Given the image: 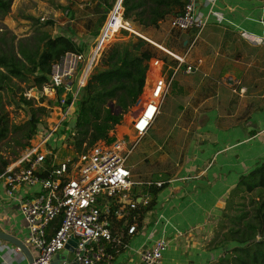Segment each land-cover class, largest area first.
Wrapping results in <instances>:
<instances>
[{
    "label": "built area",
    "instance_id": "obj_1",
    "mask_svg": "<svg viewBox=\"0 0 264 264\" xmlns=\"http://www.w3.org/2000/svg\"><path fill=\"white\" fill-rule=\"evenodd\" d=\"M204 1L206 5H213L216 0ZM210 17L218 23L223 20L219 12L201 13L197 0H186L183 11L170 18L169 27L201 32L208 26ZM121 32L141 36L156 45L124 19L122 0H118L87 55L67 52L52 65L50 82L40 90V99L44 100L38 101L50 111L45 120L46 131L36 135L22 157L0 173L6 198L16 204L26 222L28 234L22 241L37 252L33 264H51L53 257L65 250L71 237L77 244L69 252L70 259L60 264H113L115 255L128 248L126 241L137 232V225L126 223V231L115 226L121 220L127 221L138 206L145 208L151 202L148 191L137 190L142 184L133 181L129 159L152 128L181 68L186 74L201 71L202 60L192 64L185 56L168 53L176 62L171 65L157 57L151 58L143 92L132 107L127 132L119 134L116 129L111 130L109 140L98 141L81 154L61 157L50 148L51 140L74 108L80 90L87 84L109 42ZM241 36L250 44H264L263 37L246 32ZM25 97L31 99L29 93ZM45 97H52L53 101L48 102L54 105L44 103ZM63 147L72 148L66 144ZM164 184L145 185L161 188ZM23 187L27 193L19 195ZM168 247L169 241L162 237L152 246L139 248L138 264H163ZM7 249L0 246V252ZM13 252L17 256L23 254L18 247ZM2 262L11 264L7 256L2 257Z\"/></svg>",
    "mask_w": 264,
    "mask_h": 264
},
{
    "label": "rangeland",
    "instance_id": "obj_2",
    "mask_svg": "<svg viewBox=\"0 0 264 264\" xmlns=\"http://www.w3.org/2000/svg\"><path fill=\"white\" fill-rule=\"evenodd\" d=\"M96 5L97 0H14L9 13H0V39L4 38V43L0 42V49L12 46L16 49L20 39L38 41L43 33L59 35L66 26L74 30L77 37L91 48L95 42V32L99 31L108 17L106 12L94 13ZM46 21L53 24L44 25ZM137 29H134L137 33L156 43L154 45L148 42L158 50L159 59L165 58L166 62L172 63L175 60L168 53H173L185 56L192 64L202 60L201 71L186 74L181 68L152 128L129 159L133 181L142 184L137 190L144 192L149 187L145 185L147 183H168L184 176L183 168L191 148L202 140L198 137L199 113L216 107L221 112L231 113L240 108L247 113L264 100V49L250 46L240 36L219 27L207 26L201 32H184L170 29L167 20L158 31H153L154 34L160 33L162 40L147 33L145 28ZM136 38L143 39L135 34L128 36L121 32L109 42L107 48L112 44L132 42ZM102 69L103 65L99 61L93 74ZM28 93L33 106L40 107V91L32 85L30 79L25 82L14 79L1 92L12 130L0 142V163L2 160L8 162V165L16 163L27 149L24 139L17 143L21 134L15 133L13 126H22L30 118L29 109L18 106L21 96ZM45 98L44 103L53 101L52 97ZM204 101L209 104L201 108ZM52 105L54 103L50 104ZM132 115L133 108L123 115L122 123L115 128L117 133L127 132ZM39 117L46 120L44 115ZM59 150L61 157L74 155L73 148L63 147ZM149 194L152 201L153 194ZM253 198L255 197L243 195L233 199V205L227 208L226 213L245 214L251 220L256 206ZM222 204L226 207L225 201L220 202ZM129 222L130 217L122 224L117 223L115 227H126ZM225 222L228 226L229 218ZM24 224L26 225L25 221ZM29 246L36 254L34 248ZM70 257L71 253L66 250L58 254L61 262L69 260Z\"/></svg>",
    "mask_w": 264,
    "mask_h": 264
},
{
    "label": "trees",
    "instance_id": "obj_3",
    "mask_svg": "<svg viewBox=\"0 0 264 264\" xmlns=\"http://www.w3.org/2000/svg\"><path fill=\"white\" fill-rule=\"evenodd\" d=\"M14 0H0V13H9ZM118 0H97L94 13H109ZM186 0H122L124 19L143 28H159V23L168 16L181 13ZM53 24L46 21L44 25ZM62 33L52 36L41 34L38 41L30 38L20 39L16 49H0V142L8 137L10 127L8 114L1 92L6 90L14 79L32 85L39 91L50 82L52 65L65 53L75 52L87 55L90 47L69 26ZM99 32V31H98ZM95 32V37L98 35ZM4 38L0 42L4 43ZM158 50L141 38L132 42L110 45L99 61L103 69L92 74L87 84L80 90L74 108L69 113L61 128L53 136L50 148L59 152L62 145L73 148L74 154H81L98 141L109 140V133L122 123L123 115L135 104L143 92L147 72V63L158 56ZM163 61L166 62L164 58ZM168 63V62H166ZM176 65V62L168 63ZM43 101V99L41 100ZM19 107L30 111V118L22 126H13L15 133L21 135L25 146L46 131V122L40 115L48 116L46 107H34L32 100L21 96ZM116 108L118 111H116ZM73 133V134H72ZM1 158V157H0ZM8 166L2 160L0 173ZM166 185V183L164 184ZM161 188L151 185L147 191L153 194V200L145 208L138 206L130 213V222L134 217H142L156 203V196ZM243 195L254 196L256 206L251 220L245 214H227L233 205V199ZM229 218L228 226L225 220ZM118 223V222H117ZM123 221L118 224H122ZM224 230L221 245H229L221 256V264H264V162L256 165L250 172L240 176L236 187L226 201L225 212L221 222ZM226 244V245H225Z\"/></svg>",
    "mask_w": 264,
    "mask_h": 264
},
{
    "label": "crops",
    "instance_id": "obj_4",
    "mask_svg": "<svg viewBox=\"0 0 264 264\" xmlns=\"http://www.w3.org/2000/svg\"><path fill=\"white\" fill-rule=\"evenodd\" d=\"M197 8L204 15L210 11L221 13L222 22L210 17L208 27L235 33L248 45L264 49V44H250L241 36L246 32L264 38V0H216L213 5L197 0ZM171 17L161 21L159 27ZM132 25L135 30L143 28ZM157 29L148 27L145 31L162 40L160 33L153 32ZM208 104L204 101L200 107ZM198 117L200 136H197L202 140L191 148L184 176L166 182L156 196L155 206L142 217H134L137 232L127 239L128 248L115 255L113 264H138L137 250L152 246L162 237L169 241L163 264H221V256L229 245L220 242L225 212V204L220 202L227 201L240 176L264 162V100L247 113L240 108L231 113L221 112L216 107L199 113ZM21 189L19 195L27 193L24 187ZM121 229L126 231L125 227ZM0 230L21 240L28 234L16 204L6 198L1 184ZM0 246L9 248L0 252V264H4L3 256L11 264H27L25 255L13 252L16 246L5 241H0ZM27 247L36 257L37 252Z\"/></svg>",
    "mask_w": 264,
    "mask_h": 264
},
{
    "label": "water",
    "instance_id": "obj_5",
    "mask_svg": "<svg viewBox=\"0 0 264 264\" xmlns=\"http://www.w3.org/2000/svg\"><path fill=\"white\" fill-rule=\"evenodd\" d=\"M145 95L146 94H144V96ZM0 241L8 242V243L20 248L23 255H25V257L27 259V263L33 264V261H34L33 255L31 254L28 247L24 244V242L21 239L0 230ZM76 244H77V240L74 237H71L65 246V250L68 252H73V249L76 246ZM51 264H60V260L58 259L57 255L53 257Z\"/></svg>",
    "mask_w": 264,
    "mask_h": 264
}]
</instances>
